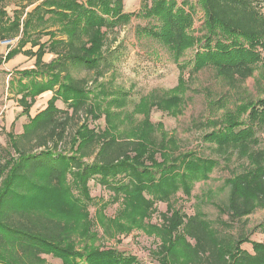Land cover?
<instances>
[{"label":"trees","instance_id":"obj_1","mask_svg":"<svg viewBox=\"0 0 264 264\" xmlns=\"http://www.w3.org/2000/svg\"><path fill=\"white\" fill-rule=\"evenodd\" d=\"M38 1L0 0V41L20 37L17 47L0 59V66L19 54L36 59L34 69L17 73L18 104L29 123L21 135L10 137L14 154L0 156V264H48L44 257L50 255L64 264H80L79 258H86V264H138L135 256L126 257L116 249L77 250L75 235L96 240L81 200H91L89 182L98 178L101 185L124 193L121 217L129 222L119 228L124 232L126 227H143L154 204L146 193L165 203L180 188L189 195V184L207 180L217 163L191 153L176 157L175 138L167 146L166 133L162 138L155 135L151 109H178L180 95L143 100L137 113L144 121L129 134L115 124L116 114L93 103L99 94L92 97L89 80L73 75L93 73L97 81L110 69L106 34L130 22L132 15L124 12L126 0H42L27 11ZM176 2L151 0L147 14L161 21V28L150 32L178 62L200 38L190 34L192 15ZM13 3L18 8L9 10ZM200 5L205 14L200 40L204 52L196 55L195 69L212 67L231 86L246 81L260 62L257 48H264V0H200ZM45 36L49 41L42 43ZM242 40L250 47L245 48ZM45 55L52 60L45 62ZM182 79L178 89L184 91ZM47 92H53L51 99L33 117L36 99ZM59 100L68 109H59ZM244 104L241 111L252 107V125L240 130L244 126L229 112L223 130L220 122H212L214 130L206 136L219 154L229 156L233 151L250 161L242 174L228 180L229 197L219 207L220 216L232 223L264 210V151L254 149L259 145L257 131L264 129V100ZM90 117H104L105 128L91 129ZM92 156L94 161L87 164L84 159ZM69 177L80 196L72 191ZM168 212L172 214L163 215L161 226L149 227L161 239L155 254L158 264H264V240L251 241V232L220 234L203 215L187 216L171 207ZM227 222L219 220L229 227ZM250 243L252 253L242 248Z\"/></svg>","mask_w":264,"mask_h":264},{"label":"rangeland","instance_id":"obj_2","mask_svg":"<svg viewBox=\"0 0 264 264\" xmlns=\"http://www.w3.org/2000/svg\"><path fill=\"white\" fill-rule=\"evenodd\" d=\"M176 3L179 8L192 15L194 24L190 34L200 38L178 62L173 51L150 32L152 29L158 31L162 26L159 19L149 17L147 14L151 0H126L124 12L132 15L130 22L106 34L105 55L110 61V69L106 70L104 76L97 81L94 80L93 73L74 72L73 75L89 80L90 90L93 91L92 97L99 94L95 96L96 100L93 99L97 102L93 103H99L103 109H110L113 114H116L115 124L119 125L121 131L129 134L144 121L143 114L137 113V107L143 100L153 102V99L180 95L181 103L177 106L180 112L176 108L151 109L150 120L156 127L155 135L162 138L161 133H166L164 140L167 146H170V140L175 138L179 147L175 153L176 157L191 153L197 158L213 160L217 165L207 180L189 184L192 186L189 195L180 188L169 203L160 202L153 194L146 193V198L154 201V204L148 216L143 219V227L140 229L126 227L124 232L119 231L121 226H127L129 223L121 217L125 210L124 193L117 194L109 187L101 185L98 178L90 181L88 187L91 200L85 198L81 200L87 207L91 221V234L96 236V240L93 242L75 235L74 241L79 251L87 246H94L101 251L116 249L126 257L127 255L135 256L138 264H158L155 254L161 245V239L151 232L149 227L161 226L163 215L171 216L172 214L168 212L169 207L172 212L179 211L187 216L203 215L220 234L234 236L246 230L247 233L251 232V241L264 240L263 209L254 211L245 218L244 222L235 223L230 222L228 217H221L219 212V207L224 206L229 197L228 180L242 174L250 164L249 159L241 158L239 153L233 151L229 156H223L219 154L215 144L206 141V136L214 130L210 124L220 122L219 129L222 131L226 126L223 124L227 122L225 117L229 112L235 113L237 122L244 126L240 130H244L247 125H252L250 121L252 107L248 106L243 111L241 108L246 105L244 103L264 100V48L256 50L261 59L254 69L253 76L234 86L219 77L212 67L197 71L195 57L199 52H204L203 43L200 40L204 35L205 14L200 0H177ZM14 7L15 5H12L9 9ZM47 41L49 37H42V43ZM243 42L245 48L250 47L247 41L242 40ZM26 49H30V46ZM10 50L5 47L0 49V59H3ZM34 51H37V48ZM21 56L25 58L23 62L19 60ZM51 60L52 56L45 55V62ZM35 62V58L19 54L8 61H3L0 66V156L3 159L8 158V154H14L10 137L21 135L24 127L29 123L26 116H21L23 109L18 104L21 95L18 93L20 74L17 73L34 69ZM180 78H183L186 85L184 91L178 89ZM55 88L58 90V86ZM52 95L53 92H47L36 99L31 110L33 117L45 109ZM57 107L63 110L68 109L61 100L57 102ZM88 123L91 129L98 132L105 128L104 117L98 120L90 117ZM257 138L259 145L254 149L264 151V129L257 131ZM94 157L85 158L84 161L91 164ZM158 159L161 161L159 156ZM125 182L127 183V179ZM69 183L74 194L80 196L81 194L72 184L71 177H69ZM222 219L225 222L228 221L229 227L220 225L219 220ZM242 248L252 253L251 243L244 244ZM44 258L48 264H64L51 255ZM85 260L86 258L78 259L80 264H86Z\"/></svg>","mask_w":264,"mask_h":264},{"label":"crops","instance_id":"obj_3","mask_svg":"<svg viewBox=\"0 0 264 264\" xmlns=\"http://www.w3.org/2000/svg\"><path fill=\"white\" fill-rule=\"evenodd\" d=\"M42 0H39L37 3H35L34 5H32V6H30L28 9H27V11H30L31 9H33V7L34 6H36L38 3H40ZM26 3V2H25ZM25 3H23V4H25ZM12 5H15V7L14 8H11V9H9V10H15V9H17L18 7H17V4H12ZM11 5V6H12ZM19 39H20V37H16V38H14V39H11V41H14L13 42V44L11 45V46H9V47H7V46H4L3 44H2V42L3 41H0V49H2L3 47H5V48H8V49H12V48H14V47H16V45H17V43L19 42ZM23 56H21V59H19L20 60V62H23ZM25 59V58H24Z\"/></svg>","mask_w":264,"mask_h":264},{"label":"built area","instance_id":"obj_4","mask_svg":"<svg viewBox=\"0 0 264 264\" xmlns=\"http://www.w3.org/2000/svg\"><path fill=\"white\" fill-rule=\"evenodd\" d=\"M13 42H14V41H11V40H5V41L2 42V44H3L4 46L9 47V46H11V45L13 44Z\"/></svg>","mask_w":264,"mask_h":264}]
</instances>
